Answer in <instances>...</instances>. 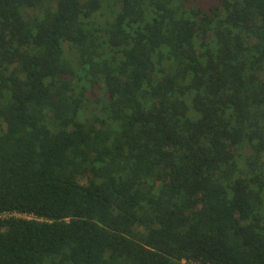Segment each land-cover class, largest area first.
Returning <instances> with one entry per match:
<instances>
[{
  "label": "trees",
  "instance_id": "16d2710c",
  "mask_svg": "<svg viewBox=\"0 0 264 264\" xmlns=\"http://www.w3.org/2000/svg\"><path fill=\"white\" fill-rule=\"evenodd\" d=\"M199 2L0 0V264H264V0Z\"/></svg>",
  "mask_w": 264,
  "mask_h": 264
},
{
  "label": "rangeland",
  "instance_id": "374dc122",
  "mask_svg": "<svg viewBox=\"0 0 264 264\" xmlns=\"http://www.w3.org/2000/svg\"><path fill=\"white\" fill-rule=\"evenodd\" d=\"M215 2L216 0H200L199 6L204 9H207L210 5L215 4ZM184 264H189V263L184 262ZM192 264H195V263H192Z\"/></svg>",
  "mask_w": 264,
  "mask_h": 264
},
{
  "label": "built area",
  "instance_id": "2783aa9c",
  "mask_svg": "<svg viewBox=\"0 0 264 264\" xmlns=\"http://www.w3.org/2000/svg\"><path fill=\"white\" fill-rule=\"evenodd\" d=\"M17 216H19V217H25V218H29V219H32V217L31 216H27V215H21V214H16ZM185 262V261H184Z\"/></svg>",
  "mask_w": 264,
  "mask_h": 264
}]
</instances>
